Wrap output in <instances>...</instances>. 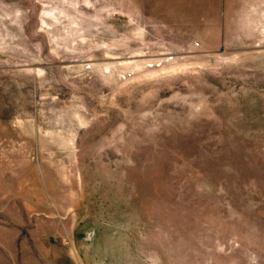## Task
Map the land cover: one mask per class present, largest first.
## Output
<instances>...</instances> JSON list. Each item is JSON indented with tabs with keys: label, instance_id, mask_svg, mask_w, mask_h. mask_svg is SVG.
I'll list each match as a JSON object with an SVG mask.
<instances>
[{
	"label": "rangeland",
	"instance_id": "374dc122",
	"mask_svg": "<svg viewBox=\"0 0 264 264\" xmlns=\"http://www.w3.org/2000/svg\"><path fill=\"white\" fill-rule=\"evenodd\" d=\"M0 264H264V0H0Z\"/></svg>",
	"mask_w": 264,
	"mask_h": 264
}]
</instances>
